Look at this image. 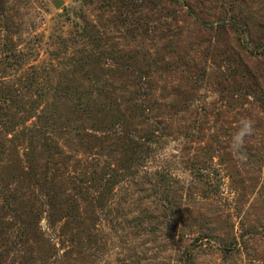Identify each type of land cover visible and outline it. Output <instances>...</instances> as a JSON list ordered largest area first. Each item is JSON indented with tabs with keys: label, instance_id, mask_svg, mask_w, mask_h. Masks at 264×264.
<instances>
[{
	"label": "rangeland",
	"instance_id": "rangeland-1",
	"mask_svg": "<svg viewBox=\"0 0 264 264\" xmlns=\"http://www.w3.org/2000/svg\"><path fill=\"white\" fill-rule=\"evenodd\" d=\"M0 264H264V0H0Z\"/></svg>",
	"mask_w": 264,
	"mask_h": 264
},
{
	"label": "clouds",
	"instance_id": "clouds-1",
	"mask_svg": "<svg viewBox=\"0 0 264 264\" xmlns=\"http://www.w3.org/2000/svg\"><path fill=\"white\" fill-rule=\"evenodd\" d=\"M253 130V122L251 120H241L240 129L233 137V147L239 149L244 143V138L250 135Z\"/></svg>",
	"mask_w": 264,
	"mask_h": 264
},
{
	"label": "water",
	"instance_id": "water-1",
	"mask_svg": "<svg viewBox=\"0 0 264 264\" xmlns=\"http://www.w3.org/2000/svg\"><path fill=\"white\" fill-rule=\"evenodd\" d=\"M58 4H59V2L57 1V2H56V5H58Z\"/></svg>",
	"mask_w": 264,
	"mask_h": 264
}]
</instances>
